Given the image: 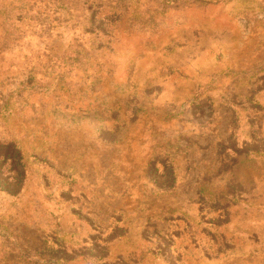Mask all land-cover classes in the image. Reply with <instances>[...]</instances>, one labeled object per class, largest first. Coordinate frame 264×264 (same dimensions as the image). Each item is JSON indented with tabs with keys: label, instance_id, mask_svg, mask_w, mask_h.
I'll return each instance as SVG.
<instances>
[{
	"label": "rangeland",
	"instance_id": "374dc122",
	"mask_svg": "<svg viewBox=\"0 0 264 264\" xmlns=\"http://www.w3.org/2000/svg\"><path fill=\"white\" fill-rule=\"evenodd\" d=\"M0 264H264V0H0Z\"/></svg>",
	"mask_w": 264,
	"mask_h": 264
}]
</instances>
